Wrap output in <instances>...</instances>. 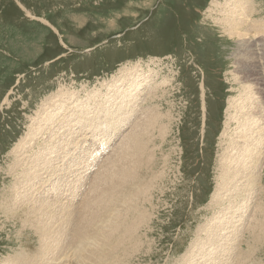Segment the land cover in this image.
I'll return each instance as SVG.
<instances>
[{
	"label": "rangeland",
	"instance_id": "rangeland-1",
	"mask_svg": "<svg viewBox=\"0 0 264 264\" xmlns=\"http://www.w3.org/2000/svg\"><path fill=\"white\" fill-rule=\"evenodd\" d=\"M223 2L224 0H209L204 5L203 0H0V127L5 131L4 136L0 137V202L1 196L6 194L4 203H8L9 190L15 184V176L18 174V171H11L9 168L13 163L15 153L13 148L28 134L31 119L43 99L55 93L60 87L79 92L83 96L84 91L90 93L96 91L104 82L120 76L121 71L139 69V74H150L151 86L156 90L154 94L152 90L147 102L144 101L138 106L133 102L130 106L134 105L137 112L145 114L156 108L159 113L164 114H161L163 116L161 124H164L165 129L158 134L160 128H156L157 132L153 131V138L143 135L144 154L134 156L132 161L138 164L128 167L131 168L130 173H135L134 177L125 183L126 185L119 186L120 189L112 195L115 197L110 202L106 201L108 205L105 202L97 214L104 215L106 208H113L107 217L109 221L111 220L110 223L121 216L124 217L125 208L136 202L133 200L136 190L149 187L150 191L145 196L141 195L138 201L140 203L138 208H141L137 217L140 213L146 217L138 231L141 241L131 238L127 245L123 244L126 248L121 245L119 249L123 248L122 251L118 249V253L114 251L113 255H119L121 262L118 261V264L180 263L182 257L187 254L190 244L197 240L196 232L200 227L220 214L219 205L212 207L210 201L219 175L217 165L221 152L219 143L224 140L221 135L225 134V129L227 134L229 131L227 129L234 128L232 123H229L231 128L226 126L227 116L224 111L229 99L237 96L239 88V84L233 81V77L239 75L234 61L239 40L226 33L223 25L218 22L221 19L218 14L221 9H215L212 5V3L220 5ZM249 2H252L254 7L252 19L264 21V0ZM202 9L204 10L198 24L208 26L219 38L213 42L209 41L205 48L208 52L214 54L217 52V57L221 60L217 61L220 65L212 67L215 71L209 69V73V67L199 65V69L205 75L203 79L190 64L189 56L178 57L179 53L184 54L186 51L178 50L176 54H170L171 44L177 49H187L198 65L196 58L199 56L193 49L201 46V37L193 32L187 17L189 13L193 14ZM210 9L213 10L212 13ZM198 30L204 33L205 29ZM191 36H195L196 39L191 40ZM263 38L264 35H250L245 41L247 39L262 41ZM158 45L165 48L162 53L155 51L146 55L150 47L157 46L161 50ZM212 58L213 56H209L208 61L212 62ZM255 63L257 62H251L253 65L243 68L242 74L244 79H247L246 84L256 87L255 92L261 93L264 91V74L258 71L259 75L257 74L256 69L259 67ZM262 70L264 71V62ZM248 73H252V76L250 77ZM206 74H211V77H207ZM201 98L206 101V105L202 106ZM207 101H210L209 104ZM221 105L223 120L215 143L213 142L217 124L215 110L217 111ZM205 107H208L207 127L201 128L200 111ZM132 114L129 107H110L109 110L100 112V115H105L113 121L112 127L116 133L113 141L106 145L107 150L111 148L108 153L118 147L123 135L132 127L131 122L129 124L128 120L125 122ZM179 118L181 120L177 129ZM47 135L48 141L53 138L49 129ZM146 139L152 142L145 147ZM139 142L142 143V140ZM72 145L74 146L70 150L72 157L60 159L64 172L55 174L54 182L49 181L46 188L51 199L53 198L59 206L67 201L63 194L68 187L66 173L73 169L71 166L76 162L79 152L76 142L70 147ZM87 145L88 142L82 144V147L80 145V150ZM99 145L104 144L99 142ZM120 146L121 144L119 148ZM195 146L198 147L194 149ZM33 148L24 155L26 159L43 149L41 143L35 144ZM184 150L193 155L198 154L200 164H196V161L185 163ZM84 151L87 153V150ZM89 151L92 153V149ZM106 154L98 157L99 162L104 157L99 166L100 174L106 173V167L110 162V157ZM263 174L264 170L261 172L260 180L257 179L258 187L254 189L258 204L264 201V191L260 190L264 188ZM26 176L29 177L26 189H29L34 181L32 179L34 173L30 170ZM123 188L128 190L122 191ZM112 189L115 190L116 187ZM205 191L207 196H204ZM26 193L30 194V190ZM83 200L76 205H70L71 209L79 210ZM255 201H252L251 208ZM251 208L249 205L248 209ZM31 216L26 206L14 212L7 211L0 205V264H59V260L65 257L68 259L62 264H111L113 261L101 257H92L87 261L86 254L90 250L82 252L80 257L66 248L57 253V256L43 254L40 249L42 241L33 231L35 222L31 224L32 226L26 224L33 220ZM119 220L123 222L122 218ZM130 220L126 222L128 225L123 222L124 225L129 226L132 222ZM109 221L107 220V223ZM238 222L239 220H232L231 228H236ZM220 235L217 237L219 243L224 242L229 233ZM242 237H239L237 242L241 247L235 250L236 253L246 251L247 255L241 264H264V239L260 241L262 244H252L248 250ZM231 238L234 242L236 237L230 235L229 239ZM112 242L105 245L112 247L117 243L116 240ZM231 249L232 247L213 249L208 250L206 254L202 252L198 254L201 257L192 258L191 263L196 264L201 258L205 260L202 256L206 255L207 264H214L213 261L218 259H220L218 264H223L221 260L226 264H239L234 254L227 255L226 252H231Z\"/></svg>",
	"mask_w": 264,
	"mask_h": 264
},
{
	"label": "bare ground",
	"instance_id": "bare-ground-1",
	"mask_svg": "<svg viewBox=\"0 0 264 264\" xmlns=\"http://www.w3.org/2000/svg\"><path fill=\"white\" fill-rule=\"evenodd\" d=\"M249 1L251 0H224L223 4L220 5L212 3L215 9H221V12H218L221 18L218 22L223 25L226 33L231 37L235 36L239 40L237 42V53L234 54L236 72L239 75L233 77V81L239 84V88L237 89V96L235 95L229 99L225 111L227 116L226 126L231 128L229 123H232L234 128L227 129L229 130L227 134L225 130V134L221 135L224 140L219 143L221 150L217 160L219 175L210 201L212 207L219 205L220 214L217 213L219 217L216 215L215 219L200 227V230L196 232L198 235L197 240L190 244L187 254L182 257L181 262L178 264H192V258L201 257L198 254L202 252L206 254L208 250L227 249L229 247H232V249L231 252H226L227 255L234 254V258H238L236 259L237 263L241 264L247 254L243 250L235 252L241 247L240 244L237 245L239 237L243 236L242 238L245 240L248 250L252 244L258 245L264 239V201L258 204L256 195H254V189L258 187L257 183L260 180L261 172L264 170V91H261V93L255 92L254 88L256 87L253 88V86L246 84L247 79H244L245 77L242 74L244 72L243 68L253 65L251 62H257L255 64L259 69H256V72L264 74L262 70L264 38L262 41L259 39L254 41L247 39L245 41V38L250 35H264V21L252 19L254 7L252 2ZM210 12L212 13L213 10L210 9ZM139 72V69L121 71L120 76L112 77L111 80L104 82L100 85V89L96 87L97 90L91 91V93L90 91H84L83 96L79 92L65 90L64 87L58 88L55 93L43 99L38 110L35 111V116L31 119V125L27 129L28 137L26 135L14 146L13 163L9 168H11V171H18V174L15 176L13 189L9 190L8 203H4L7 197L5 194L1 196L0 205L7 211L12 210L14 212L20 210L22 206L27 207V211L32 215L33 220L28 223H26V220L23 222L28 226H32L31 224L35 222L33 231L42 241L40 249L43 254L57 256V253L66 248L74 252L77 257H80L82 252L90 250L86 254L87 261L92 257H101L106 258L108 261L113 260L111 264H118V261H120L119 255L114 256V251L118 253L119 247L121 245L123 247V244L129 242L131 238H134L135 241H141L138 231L146 217L145 214L141 213L137 217L138 210L141 208H138L140 204L138 201L141 195L145 196L150 191L149 187L145 186L144 190H136L135 199L131 198L136 202L125 208V218L119 217L123 219L125 224L131 218H134L133 221L130 220L132 222L129 226H125L119 218L116 220L113 218L114 222L110 223L111 220L109 221L107 217L109 211L113 208H106L104 215L97 214L98 209L106 201L110 202L115 197H112V195L120 189L119 186H123L134 177L135 173H130L131 168L128 169V167L138 164V162L132 161L134 156L144 154L145 148L142 147L143 135L153 138V131H156V128H160L158 134L165 129L164 124H161L163 121H161L163 117L161 114L163 113H159L156 108L145 114L137 112L134 105L130 106L133 102H136V106L144 101L147 102L152 90V94L156 90L151 86L150 74L142 75ZM110 107H129L133 114L125 119V122L126 120H128V124L131 122L132 127L123 135L118 147L114 151L112 149V153H108L107 156L110 157V162L106 167V173L100 174L99 166L101 165L99 163L104 157L99 162L98 156L94 155L93 151L96 150V145H99V142L104 144L99 145L100 147L106 148V145L108 146L113 141V136L116 135L113 131L115 128L112 127L113 121L105 115H100V112L109 110ZM144 114L145 116L141 118ZM48 129L53 135V138L49 141ZM141 140L142 143L139 142ZM74 142H76L79 152L77 153L76 162L71 166L73 169L66 173V185L68 187L63 191V194L67 201L59 206L53 198V200L51 199L46 188L49 181H53L55 174L64 172V166L61 165L60 159L63 160L68 156L72 157L70 156V150L74 146L70 147V145ZM86 142H88V145L80 150V145L82 147V144ZM151 142L152 140L146 139L145 147ZM40 143L43 149L29 155V159H26L24 155L35 144L39 145ZM89 149H92V153ZM84 150H87V153ZM93 165L94 167H92ZM30 170L34 173V177H32L34 181L29 189H26L29 180L26 175ZM113 187H116V189L111 190ZM125 189L128 190V188ZM125 189L123 188L122 191ZM29 190L30 194H27L26 192ZM260 190L264 191V188ZM81 199L84 200L80 209H71L70 205H76L79 201L81 202ZM253 200L256 201L251 208ZM112 204L113 202H111ZM249 205L250 210L248 209ZM23 217L25 216L23 215ZM107 220L109 223H107ZM232 220H239L236 228H231L230 222ZM227 233H229V236H226L224 242L219 243L217 237L220 234ZM230 235L236 237L234 242L232 238L229 239ZM114 240L117 241L114 246L105 245V243H111ZM134 245L133 247L137 251L138 249ZM217 256L220 257V255ZM202 257L205 260H201V258L196 264L208 263L206 255ZM212 259L213 257L210 261ZM219 260H215L213 263L218 264ZM221 262L226 264L224 260H221Z\"/></svg>",
	"mask_w": 264,
	"mask_h": 264
},
{
	"label": "flooded vegetation",
	"instance_id": "flooded-vegetation-1",
	"mask_svg": "<svg viewBox=\"0 0 264 264\" xmlns=\"http://www.w3.org/2000/svg\"><path fill=\"white\" fill-rule=\"evenodd\" d=\"M195 14H199V11H196ZM187 19H188V22L190 23V25L193 27V32L198 34L201 37V42H202L201 46L195 47L193 49V52H196L199 56V58H196V62L201 64V65H204V66L212 65L214 63V61L218 60V59H214V53L208 52V50H206L205 46L208 45L209 41L213 42L215 40H219L218 35L213 33L210 29L198 27V20L196 18L188 15ZM198 28L205 29L204 33L201 31L196 32V30H198ZM191 37H192L191 40L196 39L195 36H191ZM175 48H177V47L171 44V49L173 50ZM163 49H165V48H163ZM209 56H213L212 62L208 61Z\"/></svg>",
	"mask_w": 264,
	"mask_h": 264
},
{
	"label": "trees",
	"instance_id": "trees-1",
	"mask_svg": "<svg viewBox=\"0 0 264 264\" xmlns=\"http://www.w3.org/2000/svg\"><path fill=\"white\" fill-rule=\"evenodd\" d=\"M191 156V153H190V155H189V157ZM189 159H193V158H189Z\"/></svg>",
	"mask_w": 264,
	"mask_h": 264
}]
</instances>
